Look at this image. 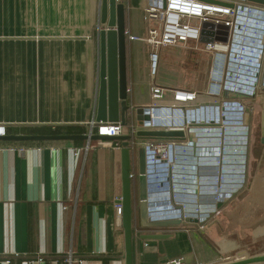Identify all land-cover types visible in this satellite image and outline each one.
<instances>
[{
	"label": "crops",
	"instance_id": "crops-1",
	"mask_svg": "<svg viewBox=\"0 0 264 264\" xmlns=\"http://www.w3.org/2000/svg\"><path fill=\"white\" fill-rule=\"evenodd\" d=\"M100 1L0 0V124L5 135L89 132L88 123L96 121ZM123 3L126 103L135 109L148 104L157 71L151 80L147 45L139 72L136 43L143 41L128 36H144L153 23L142 18L149 0ZM135 12L142 26L134 29L141 34L133 30ZM182 48V64L197 67L203 61L205 77L176 88L204 90L215 55H224L225 47L210 51L189 42ZM241 102L249 109L243 120L245 150H225L219 164L192 150L172 171L187 211L200 208L206 219L155 224L142 216L137 199L132 264H167L177 257L184 264H216L226 259L223 254L244 247L243 239L264 237V88ZM254 112L256 129L250 136ZM128 116L136 123L134 113ZM227 134L234 137L230 141L237 137ZM99 141L0 140V264H125L121 215L115 209L121 158L114 145L120 140ZM230 141L225 149H231ZM135 163L136 156L131 172L137 174ZM217 178L222 182L218 201L211 192ZM154 234L161 236H146Z\"/></svg>",
	"mask_w": 264,
	"mask_h": 264
},
{
	"label": "built area",
	"instance_id": "built-area-1",
	"mask_svg": "<svg viewBox=\"0 0 264 264\" xmlns=\"http://www.w3.org/2000/svg\"><path fill=\"white\" fill-rule=\"evenodd\" d=\"M142 18L154 25L147 28L144 36L128 37L149 45L151 77L158 69L159 48L195 42L210 51L215 50L216 46L225 47L219 79H214L213 71L217 54L221 52L215 55L210 71L211 82L204 90L169 89L152 83L149 102L142 106L149 118L142 120L141 126L136 123L125 125L120 121L108 123L92 120L88 123L87 140L94 134L109 137L128 135L132 144L144 148L147 186L145 217L149 222H184L186 219L202 222L206 216L201 214V209L187 211L185 201L175 192L173 182L176 178L172 171L180 157L192 150H198L202 159L215 160L218 164L225 150L234 152L240 147L243 148L241 153L245 150L247 127L243 120L249 109L241 100L264 88V3L249 0H164L163 5L162 0H149ZM166 92L170 95H166ZM139 130H181L184 135L175 140L136 139L135 134ZM227 133L237 135L236 139L230 141L234 137ZM3 135L5 127L0 124V136ZM215 140L219 143L215 144ZM229 141L231 149H225V143L228 146ZM114 147L120 148V142ZM18 150L23 151L24 148ZM74 154L77 156V149H74ZM220 171L223 172V169ZM219 199L217 197L216 201ZM215 206L211 212L216 210ZM121 208L120 202L115 204L118 215H121ZM166 263L184 264V261L183 257H177Z\"/></svg>",
	"mask_w": 264,
	"mask_h": 264
},
{
	"label": "water",
	"instance_id": "water-1",
	"mask_svg": "<svg viewBox=\"0 0 264 264\" xmlns=\"http://www.w3.org/2000/svg\"><path fill=\"white\" fill-rule=\"evenodd\" d=\"M210 1V0H208ZM257 3H264V0H249ZM164 5V0H162ZM100 25L99 29V74L98 90L96 101V121L114 123L120 121L125 123V116L134 113L136 124L142 125V120L149 116L144 114L142 107L130 108L127 101V81L125 65V27H124V3L123 0H101L100 1ZM214 64V79H219L224 55L218 53ZM181 130L151 131L139 130L135 134L136 139L152 138H172L182 136ZM88 135L64 134V135H35V134H6L0 136V140L6 141H41V140H77L87 139ZM91 140H120L121 158V224L124 237V260L125 264H132L131 233H132V158L136 156L138 199L142 203V216L146 215V159L143 147H138L131 143L128 135L109 137L104 135H91ZM219 203L216 204V207ZM185 221H196V219H186ZM174 223L176 221L156 222ZM147 237L159 238L161 235H146ZM238 254H245L239 252ZM264 263V251L259 254L248 255V257L236 261L231 260L216 264H257Z\"/></svg>",
	"mask_w": 264,
	"mask_h": 264
},
{
	"label": "rangeland",
	"instance_id": "rangeland-1",
	"mask_svg": "<svg viewBox=\"0 0 264 264\" xmlns=\"http://www.w3.org/2000/svg\"><path fill=\"white\" fill-rule=\"evenodd\" d=\"M132 21H133V30L137 31L139 34H141V31L138 29H134V27H141V20L139 18V14H137L136 12L133 14L132 16ZM154 25V24H152ZM137 49H138V54H139V58L141 60H138L137 64H138V70L140 68V73H141V67L142 66V57L147 53L148 50V46L146 43L143 42H137L136 43ZM158 52L160 54V61H159V65H158V69H157V73L155 76V83L160 85V86H164L165 88H176V86L180 83L189 81V82H193L195 80L196 77H205V73H204V67H205V63L203 61H201V64L199 66H190V65H184L182 64V57L185 55V50L182 48L181 44L178 45H174V46H164L158 49ZM183 65V66H182ZM151 80H153L154 77H150ZM166 95H170L169 92H166ZM253 112V111H252ZM252 123L250 126V136H252L253 131H255L256 127H255V122L256 121V112H254V114L252 115ZM245 122V121H244ZM247 127V126H246ZM261 131L258 130L257 134H259ZM246 133H247V129H246ZM247 137V136H246ZM99 141V140H98ZM101 142V141H99ZM215 144H218L219 141L215 140L214 141ZM235 147H237V145H235ZM218 149V147L216 148ZM238 150H243V148L240 147V149ZM222 177V176H221ZM238 181H241L238 180ZM215 185L219 191L220 188H222L221 184H220V179L219 181L215 182ZM220 185V187H219ZM211 187L213 188V190H211V192H218L215 188V186L211 185ZM242 189V188H241ZM240 188L238 189L237 192H240L241 190ZM214 197H220V194L217 193V195H214ZM214 214V213H212ZM210 214V215H212ZM243 242H246L244 244V247H240L237 248L231 252H227L226 254L223 255H227L226 259L224 260H220L219 263L222 262H227V261H231V260H242L246 257H248V255H254V254H259L261 252L264 251V237H258V238H254L253 241H251V238H245L243 239ZM239 252H245V254H238Z\"/></svg>",
	"mask_w": 264,
	"mask_h": 264
},
{
	"label": "trees",
	"instance_id": "trees-1",
	"mask_svg": "<svg viewBox=\"0 0 264 264\" xmlns=\"http://www.w3.org/2000/svg\"><path fill=\"white\" fill-rule=\"evenodd\" d=\"M163 87V86H162ZM128 115H132V113H129ZM126 115L125 116V125H129L132 123V120L130 119V117ZM128 116V117H127ZM60 135V134H58ZM178 137L175 136V137H172V138H168V140H175L177 139ZM155 139H165V138H155ZM167 139V138H166ZM23 143H29L28 141H21ZM134 156L132 158V170H133V164H134ZM136 165V163H135ZM134 172V171H132ZM137 174L133 173V177H132V181H131V195H132V223H133V216H134V210H135V207H136V202H137V199H138V184H137ZM132 228H133V224H132Z\"/></svg>",
	"mask_w": 264,
	"mask_h": 264
},
{
	"label": "bare ground",
	"instance_id": "bare-ground-1",
	"mask_svg": "<svg viewBox=\"0 0 264 264\" xmlns=\"http://www.w3.org/2000/svg\"><path fill=\"white\" fill-rule=\"evenodd\" d=\"M216 190L218 191L217 187H216Z\"/></svg>",
	"mask_w": 264,
	"mask_h": 264
}]
</instances>
